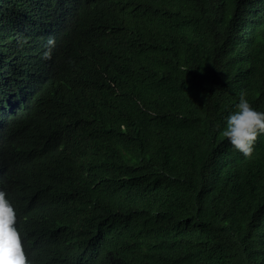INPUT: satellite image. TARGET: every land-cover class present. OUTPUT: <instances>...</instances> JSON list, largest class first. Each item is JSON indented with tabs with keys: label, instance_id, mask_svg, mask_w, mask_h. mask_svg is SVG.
<instances>
[{
	"label": "trees",
	"instance_id": "1",
	"mask_svg": "<svg viewBox=\"0 0 264 264\" xmlns=\"http://www.w3.org/2000/svg\"><path fill=\"white\" fill-rule=\"evenodd\" d=\"M247 1L0 0V81L8 83L0 89V188L33 264L54 263L28 212L43 207L45 189L96 199L97 264L120 249L109 240L131 234L155 241L160 264H247L224 254L210 222L236 184L226 118L241 93L264 111V32L241 17L252 14ZM98 9L120 17L131 36L123 46L146 81L132 77L123 104L109 90L96 96L92 117L62 104L60 88L78 45L100 46L96 34L83 36L87 10ZM255 145L264 151V134ZM63 158L65 174L44 172L45 159ZM52 213L54 232L78 225L64 208ZM140 218L149 233H134ZM257 247L245 248L263 254Z\"/></svg>",
	"mask_w": 264,
	"mask_h": 264
},
{
	"label": "clouds",
	"instance_id": "2",
	"mask_svg": "<svg viewBox=\"0 0 264 264\" xmlns=\"http://www.w3.org/2000/svg\"><path fill=\"white\" fill-rule=\"evenodd\" d=\"M243 7L248 8L252 14L249 16L241 14V17L244 20H253L258 26V35L262 34L264 0H250L243 3ZM71 8L72 5H69L67 9ZM93 18L97 20L96 27L93 26ZM123 26L119 16L109 14L104 9H98L95 13L87 10L86 30L83 36L96 34L95 38L100 46L85 43L84 46L79 44L76 48L71 66L68 67L67 79L61 83L62 104L67 102L72 106L81 107L84 111H90L93 117L99 104L95 102L96 96L107 95L110 91L116 101L119 100L123 104V98L133 84L132 77L142 83L146 81V72L142 68L141 71L137 69L134 64L136 59L133 61V57L123 46L121 40L131 37L126 32L121 33L120 29ZM49 43L54 44V40H50ZM6 80L7 76L5 80L1 79L0 89L8 84ZM261 134H264V111L254 107L246 95L241 93L239 102L235 105V110L227 116L223 129V136L237 150L234 153L237 158L233 160L231 166L236 184L219 201L217 220L210 218V222L213 221L211 222L213 230H218L216 239L224 254L227 257L233 254L242 256L247 264H264V151L255 148L257 138ZM45 160L48 162L44 161V172L48 175L56 171L60 174L67 172L63 164L64 158L60 161ZM86 196L90 195L79 189L70 193L45 189L42 197L43 207L28 210L31 213V225L35 223L38 225L32 232L35 241L49 246L53 264L98 263L103 250L94 244L97 224L93 220L92 212L96 199ZM55 208L66 209L70 219L78 225L64 226L59 232L52 231L56 224L52 216V209ZM125 221L129 229L131 217L125 216ZM238 225L244 237L239 236L236 231ZM153 229L155 231V228ZM150 231L151 228L146 227L140 218L134 233ZM110 243L119 245L120 249L105 264H160L155 260L158 247L153 239L135 242L131 234L129 241L111 239L108 244ZM247 243L251 246L258 245L257 250H261L263 254H257L254 249H246ZM0 264H33L25 251L21 233L17 228L16 209L2 188H0Z\"/></svg>",
	"mask_w": 264,
	"mask_h": 264
}]
</instances>
